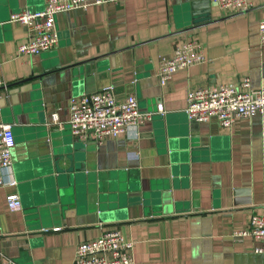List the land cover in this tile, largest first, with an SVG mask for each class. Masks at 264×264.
Here are the masks:
<instances>
[{
	"label": "crops",
	"instance_id": "obj_1",
	"mask_svg": "<svg viewBox=\"0 0 264 264\" xmlns=\"http://www.w3.org/2000/svg\"><path fill=\"white\" fill-rule=\"evenodd\" d=\"M202 1L120 0L75 7L57 14V44L29 55L17 49L30 39V30L11 15L42 9L44 0H0L5 82L0 116L14 131L7 177L16 180L0 189V264L7 259L73 264L80 242L111 229L134 243L133 264H264L259 243L236 235L254 213H264V114L224 128L216 118L198 122L186 112L190 89L245 77L252 88H264L259 37L264 0L240 9L207 0L213 20L180 32L193 4ZM191 37L203 45L207 59L162 85L157 75L162 56ZM109 85L118 99L135 95L141 109L155 117L101 143L75 137L70 100ZM44 141L70 153L76 167L83 165L78 178L57 173L42 155ZM52 183L61 193L57 205L38 210L40 193ZM122 183L125 191L108 193L100 202L113 206L111 212L101 211L93 185L98 192ZM13 193L22 201L19 210L8 206Z\"/></svg>",
	"mask_w": 264,
	"mask_h": 264
},
{
	"label": "built area",
	"instance_id": "obj_2",
	"mask_svg": "<svg viewBox=\"0 0 264 264\" xmlns=\"http://www.w3.org/2000/svg\"><path fill=\"white\" fill-rule=\"evenodd\" d=\"M120 0H44V7L36 11L21 10L11 15L12 20L25 23L30 39L19 44V54L36 55L54 47L58 42L56 17L58 13L90 4L117 2ZM222 8L240 9L252 4L251 0H214ZM259 37L264 45V18L259 22ZM207 59L203 45L196 37L178 41L171 55L162 56L157 75L162 85L173 74ZM5 85L0 65V87ZM70 126L75 137L95 139L99 143L109 136H119L130 128H137L153 118V113L143 111L135 95L118 99L114 87L109 85L91 95L73 97L70 100ZM162 111L163 104L159 105ZM188 117L198 122L216 118L222 127H230L242 117L264 114V88L254 89L245 77L238 83H221L190 89L187 96ZM53 120L59 122L57 113ZM15 135L13 127L0 116V189L16 183L7 177L13 163ZM11 210H19L22 201L18 194L7 196ZM239 237H251L259 245L256 251L264 254V213H254L248 225L237 231ZM134 243L120 229H111L98 237L80 242L73 264H133ZM4 264H17L7 259Z\"/></svg>",
	"mask_w": 264,
	"mask_h": 264
},
{
	"label": "water",
	"instance_id": "obj_3",
	"mask_svg": "<svg viewBox=\"0 0 264 264\" xmlns=\"http://www.w3.org/2000/svg\"><path fill=\"white\" fill-rule=\"evenodd\" d=\"M217 2L214 1V3L212 5H216ZM211 4H209L207 2V0H203L202 2L199 3H194L193 4V10L191 12H189L187 14V27L180 29L179 31L183 32L186 30H190L193 28H196L200 25L206 24L210 21L213 20L212 18V10H211ZM202 6L204 8H202ZM202 8V9H200ZM15 12V11H13ZM17 12V11H16ZM10 19V18H8ZM92 93H88V95H91ZM155 117V115L153 116V118ZM162 136H161V140H165L166 135H164L163 131H162ZM170 135V132L168 131V136ZM42 146V149L44 150L45 154L44 155L45 159L48 161H52V163L55 166V169L57 171V173L59 172H66V173H73L75 174V178H78V172L83 171V165H81L80 167H76L74 161L72 160V156L70 153L66 152L63 149H56V148H52L50 147V145L47 143V141H44L43 143L40 144ZM72 160V161H71ZM72 163V164H71ZM120 187V188H119ZM118 188L119 189H113V188H109L106 189L103 187H101L100 191L104 195H98L97 193V189L96 187L93 185L94 188V203H98L99 204V209H101V211H104L105 213H109L111 212V209L113 206H109V208L106 207V205L101 206V204H103L102 202L105 200L106 197H108V193L111 192H115L117 190L119 191H125L126 190V185L124 183H122ZM128 190H132V186L131 184L128 185L127 187ZM135 191H138V188H133ZM107 193V196H106ZM61 193L58 191V189H55V185L54 183H52V187L51 189H44L42 190V192L40 193V197L36 202V206L37 208L39 207L38 210H41L44 205H51V206H56L58 199L60 198ZM138 200V199H137Z\"/></svg>",
	"mask_w": 264,
	"mask_h": 264
}]
</instances>
